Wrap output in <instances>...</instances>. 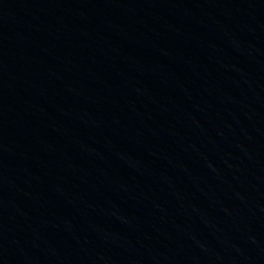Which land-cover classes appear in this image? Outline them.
Instances as JSON below:
<instances>
[{
	"label": "water",
	"instance_id": "1",
	"mask_svg": "<svg viewBox=\"0 0 264 264\" xmlns=\"http://www.w3.org/2000/svg\"><path fill=\"white\" fill-rule=\"evenodd\" d=\"M0 264H264V0H0Z\"/></svg>",
	"mask_w": 264,
	"mask_h": 264
}]
</instances>
